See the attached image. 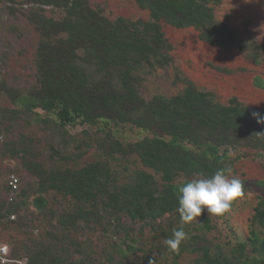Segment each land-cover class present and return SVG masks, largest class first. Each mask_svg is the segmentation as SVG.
<instances>
[{
    "label": "trees",
    "instance_id": "obj_1",
    "mask_svg": "<svg viewBox=\"0 0 264 264\" xmlns=\"http://www.w3.org/2000/svg\"><path fill=\"white\" fill-rule=\"evenodd\" d=\"M30 1L35 6L25 15L38 34L33 57L35 85L19 92L6 88L0 80V90L8 92L15 111L30 113L34 122L47 117L38 109L45 114L53 113L61 127L79 120L88 124L102 122L109 131L110 126L148 131L142 138L129 142L113 140L110 132L105 133L110 138V147L135 155L143 167L134 170L127 182L115 184L108 168L99 162L48 175L46 179L51 187L61 188L74 200L75 209L62 214L60 222L75 224L95 211L98 200L104 208L123 213L132 221L148 224L166 214H178L180 218L178 189L188 178L175 182L178 176L197 173L211 176L217 169L231 167L230 148L264 150V136L257 134L264 131V123H257L252 116L253 112L264 115V106L253 108L234 96L222 102L211 91L200 89L188 79L172 95L155 93L145 97L142 94L141 85L146 77L173 63L172 45L164 35V24L192 27L199 30L202 40L218 46L247 45L264 53V44H255L251 38L240 40L226 22L215 18V7L221 0H135L147 10L146 19L122 16L110 19L88 0ZM3 3L0 18L15 9ZM55 7L61 8L62 16L45 14ZM255 81L264 89L263 81L259 78ZM24 164L36 173L29 169L27 161ZM39 187L31 203L35 213L41 214L46 207L45 198L40 194L44 189L43 179ZM86 203L89 208L84 211ZM253 219L264 223L262 204L255 207ZM203 224L210 228L207 219ZM128 235L127 231L112 246L119 259L114 260L109 253L108 260L99 264H109V261L124 264L125 256L136 250L135 240L128 241ZM257 246L253 249L264 251V241ZM50 247L53 245L38 248L30 255L28 264H83V259L71 261L52 256ZM244 249V244L239 243L230 254H223L202 247L197 262L259 264L263 260L244 254Z\"/></svg>",
    "mask_w": 264,
    "mask_h": 264
},
{
    "label": "rangeland",
    "instance_id": "obj_2",
    "mask_svg": "<svg viewBox=\"0 0 264 264\" xmlns=\"http://www.w3.org/2000/svg\"><path fill=\"white\" fill-rule=\"evenodd\" d=\"M3 2L31 3L30 0ZM88 2L92 7L102 9L110 19L148 17L147 10L139 7L135 0ZM29 9L16 6L12 13L0 18V80L5 82L6 88L19 92H26L35 85L33 57L38 34L26 19ZM45 14L57 18L63 11L55 7ZM215 18L226 22L240 40L251 38L255 44H264V0H221L215 7ZM163 32L172 45L173 63L146 77L141 85L145 97L155 93H177L188 79L200 89L211 91L222 102L234 96L253 108L264 106V89L255 81L259 78L264 82V53L247 45L225 48L209 43L192 27L176 28L164 24ZM38 111L44 117L47 115L44 121L34 122L30 113H17L8 92L0 90V207L14 211L16 221H1L0 233L9 245L11 256H27L28 264L30 255L38 248L53 245L50 247L52 256L71 261L83 259V264H99L108 260L109 253L114 260L119 259L112 246L128 231V241L135 240L136 250L125 256L124 264L133 261L141 264H202L197 262L200 248L230 254L239 243L244 244V254L261 257L263 260L259 264H264V251L253 249L264 241V223L253 219L255 207L259 203L264 207V150L244 146L229 149L232 174L243 181L245 191L221 216L205 211L192 222L182 224L178 214H166L147 224L132 221L109 207L104 208L98 200L95 211L75 224H64L59 219L62 214L75 209L74 200L61 188L51 187L46 179L48 175L99 162L108 168L115 184L127 182L134 170L143 167L135 155L110 147V138L105 133L110 132L113 140L129 142L142 138L148 131L130 126H110L109 131L102 122L88 124L79 120L61 127L55 114ZM25 161L36 173L26 168ZM144 169L152 173L150 169ZM11 171L19 175L20 191L10 202L4 181ZM195 175H180L175 182L185 178L191 180ZM41 179L44 189L40 194L45 198L46 207L40 214L35 213L31 200L39 192ZM88 208L86 203L83 210ZM205 219L210 228L204 226ZM181 226L188 239L180 244L178 251H172L165 241ZM34 228L38 229L35 233ZM109 264L112 263L109 261Z\"/></svg>",
    "mask_w": 264,
    "mask_h": 264
},
{
    "label": "clouds",
    "instance_id": "obj_3",
    "mask_svg": "<svg viewBox=\"0 0 264 264\" xmlns=\"http://www.w3.org/2000/svg\"><path fill=\"white\" fill-rule=\"evenodd\" d=\"M257 123H264V115L253 112ZM264 136V131L257 132ZM230 166L217 169L211 176L197 173L191 180L179 186L178 212L182 224L197 219L202 212L221 216L229 211L232 203L243 195V181L232 174ZM188 239L181 226L173 230L171 238L165 241L172 251H178L180 244Z\"/></svg>",
    "mask_w": 264,
    "mask_h": 264
},
{
    "label": "built area",
    "instance_id": "obj_4",
    "mask_svg": "<svg viewBox=\"0 0 264 264\" xmlns=\"http://www.w3.org/2000/svg\"><path fill=\"white\" fill-rule=\"evenodd\" d=\"M7 4L12 5L14 7L22 6V7H34L35 5L33 3H23V4H15L13 2H7ZM37 5V4H36ZM45 8H51V5H44ZM4 188L8 194V201H13V199H16V195L20 191V178L19 175L14 172H8L5 176L4 181ZM7 221L11 222L15 220V213L14 211L10 210H4L0 208V222L1 221ZM34 233L38 231V229L34 228L32 230ZM27 256H21V257H14L10 254V248L9 245L2 240L1 233H0V264H27Z\"/></svg>",
    "mask_w": 264,
    "mask_h": 264
}]
</instances>
